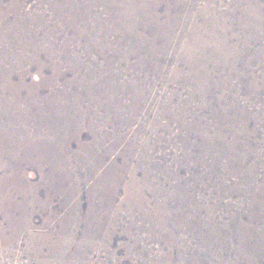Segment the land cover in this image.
Wrapping results in <instances>:
<instances>
[{
  "label": "rangeland",
  "instance_id": "374dc122",
  "mask_svg": "<svg viewBox=\"0 0 264 264\" xmlns=\"http://www.w3.org/2000/svg\"><path fill=\"white\" fill-rule=\"evenodd\" d=\"M61 1L26 0L25 7L20 9L23 12L17 15L33 16V25L31 21L21 23L28 34L31 31L35 33L36 45L27 62L45 61L48 64L56 61L57 73H53V68L47 65L46 76H56L59 91L66 89L74 96H71L73 103L83 99L82 109L89 111L96 121L95 129L89 125L80 128L81 141L73 140L71 143L74 151L79 150L81 142L89 143L91 153L88 161L78 160L73 164L67 197L55 195L47 208H35L29 225L19 222L22 225L10 226L0 215V227L6 236V240L0 237V264H264V31L260 42L256 38L249 40L246 30H235L238 37L242 36L240 45L237 44L240 52L233 49L228 62H235L241 71L248 66V73L255 75L259 87L258 91H250L251 77L242 81L232 79V86H240L239 102L235 103V108L242 118L236 125L224 121V126L217 128L214 126L218 118L212 113L220 106L206 108L204 99L195 94L194 85L172 71L160 76L152 65V61H161L162 65H168V70L175 71L176 67L183 68L180 62L189 61L172 54L167 49L169 47L163 48L159 43L150 50L134 52L128 43H119L118 35L113 32L115 22L103 7L96 6L98 0L88 1L94 6L91 12L82 9L81 2L66 0L69 12L72 10L74 28H80L84 23L95 25L104 37L103 45L116 47V51L102 49L90 43L89 39L79 38L76 30L70 29L67 22L60 19L56 5ZM1 2L4 6L9 4L8 0ZM233 2L184 0L192 6L194 13L201 12L203 17V7L217 4L225 12ZM254 2L264 16V0ZM8 13L10 20L6 26H11L17 15L12 11ZM207 16L211 18L212 14ZM99 23L105 27V32L101 31V26L98 27ZM140 31L150 36L152 29ZM177 32L183 33V30L178 28ZM94 40L97 42L98 37ZM118 43L127 53L125 59L120 57L123 51L117 49ZM12 60L8 62H19ZM113 61H116L115 64ZM118 69L125 76L120 78ZM226 71L231 72L229 68ZM217 74L211 75L212 81L217 80ZM36 77L37 73L33 72L28 83L37 82ZM82 78L84 86L80 83ZM106 78L118 88V94L96 96L87 92L86 88H91L92 82ZM70 80L74 84L69 85ZM136 80L139 81L137 85ZM121 86L128 88L121 91ZM229 94L226 89L221 91L216 88L212 95L203 96L223 99V106L227 107L226 104L233 98ZM43 95H47V91L43 90ZM242 122L247 125L249 139L246 140L243 130L237 127ZM232 126L234 129L230 130ZM219 136L225 137L224 144ZM238 138L241 140L237 141ZM219 149L222 150L216 153ZM232 152L240 153L234 155ZM224 153L227 156L219 155ZM232 158H236L234 162H230ZM25 174L28 182H40L37 168L26 167ZM49 189L41 188L42 200H46Z\"/></svg>",
  "mask_w": 264,
  "mask_h": 264
},
{
  "label": "bare ground",
  "instance_id": "6f19581e",
  "mask_svg": "<svg viewBox=\"0 0 264 264\" xmlns=\"http://www.w3.org/2000/svg\"><path fill=\"white\" fill-rule=\"evenodd\" d=\"M75 1L81 2L83 4V5L81 4L82 9H85L86 12H91L92 8L94 7V6H91L90 2H88L89 0H75ZM254 1L255 0H234L233 4L230 5L229 8L226 9L227 11H225V12H222L217 7V4L208 5L205 8L203 7V9H202L203 10L202 14L206 18L200 14L201 12L200 13H198V12L194 13L192 6L188 3H184V0H98V2L95 4H96V6L103 7L104 10H106L108 13H110V17L115 22V24H114L115 26L113 27V32L115 33V35L116 34L118 35L117 40L120 41L119 43H121V42H123V44H124V42L128 43L130 45V49H133L134 52H137V53H139L143 50L152 48L159 43V45L162 46L163 48L169 47L167 49H169L172 54H176V55H178L179 58L183 57L184 60L189 61V62H180L179 61L183 65V68L176 67L175 71L171 70V69L168 70V65H166V66L162 65L163 63L161 61L160 62H155V61L153 62L152 61V65H154L153 67L155 69H157L156 74H158L160 76L167 74V72H169V71H172L173 73L175 72V74L178 77H182L187 82L194 85L196 87V93L195 94L199 95L201 97V99L202 98L204 99V101L206 102V103L204 102L205 103L204 106L206 108H209L208 106H210V105L211 106L216 105L218 107L220 106L219 107L220 109L215 108L214 111L212 109H210V110H212L213 111L212 114L218 118L217 122L214 120L216 122L214 127L221 128L222 126H224L225 122L230 123V125H234V124L236 125L237 124L236 122L239 120V118H242L238 114V112L236 111L237 108H235V103L237 101L239 102L238 95L240 94L239 93L240 86H232L231 85L232 82H230V81L232 79L242 81L245 78L251 77L250 80L248 79L250 82V86H249L250 91L251 92L258 91L259 86L257 87V85H256L258 79L255 77L254 74L248 73V66L246 69L241 71L237 68V65L235 64V62L232 64H231V62H228L229 56H231L230 53L232 52L233 49H235L238 53L240 52V48H237V44L240 45L239 43H241V42H239V41H240V39H242V36L239 35L240 37H238V34L235 33V30L236 31L238 29H240L241 31L246 30L249 34L248 35L249 40L250 39L254 40V38H256L255 40H257V41L259 40L261 42L260 35H262V33L264 31V16L262 15L263 13L261 12V10L258 8L259 6L257 7L254 4L255 3ZM8 2H9V4L7 6H4L0 0V215L4 218V220L8 224H10V226H11V224L15 226L17 224H21L19 222H22L25 225H27V224L29 225L31 218H32V213L34 214V212H35L33 210L37 207L47 208L49 206V204L51 203L53 196L61 195L63 197H67V195L69 194V190H70L71 173H72L73 164L78 160L88 161V155H90V153H91V151H90L91 145L89 143H82L81 142L80 145H78L80 147L78 151H74L72 149L71 143L73 140L79 141L81 139L80 134H79L80 128H83V127L85 128L86 125H89L92 129H95L96 125H94V124L96 121L94 122V120L91 118L89 111H84L82 109V100L83 99L79 98L80 100L78 101V103H73L72 99H71L72 95H70V93L68 91H66V89H64L63 92L59 91V89L57 87L58 80L55 78L56 76L55 77L53 75H52L53 77L46 76L45 71H46L47 65L53 68V71H54L53 73H55V74L57 73L56 71L58 68L55 66L56 61L49 62L48 64H45L44 63L45 61L44 62H27L30 58L29 55L31 56V54L34 51L35 45H36L34 42L35 33H33L32 31L31 32L29 31L30 33L28 34L27 30H26L27 28H25V26H22L21 23H23V21H31L30 24H32L33 16L32 15H26L23 17L19 16V15H21L20 9H21V7L22 8L25 7L26 0H21L19 3L13 2V0H8ZM49 2H50V0H49ZM61 2H62L61 4L56 5L58 15H59L61 20H64L67 22L66 24L70 26V29H71V27L74 28L72 25L74 19L72 18L71 14H70V12L72 10L69 12L68 2L66 0L64 2L62 0ZM73 2H74V0H73ZM221 3H223V2L221 1ZM163 6H165L164 9H163ZM8 11H12V13L14 12L16 15L19 13V15H17V18L15 19L14 23L11 26H6V24L10 20V15H9ZM208 13L212 14L211 18H208V16H207ZM99 26H101L100 23H99L98 27ZM32 28H33V26H32ZM104 28L105 27L101 26L102 32H105ZM178 28H181L183 30V33L177 32ZM141 29L144 31H146L148 29H152L150 36H147V34L145 32H141L140 31ZM38 30H40V28ZM74 30H76L79 38H82L83 40L89 39L88 41L90 43H95L98 47H100L102 49L108 48L110 51H116V47H114V45H111V44L108 45L107 44L108 46H106V47L104 46L106 43L103 45L104 37H103L102 33L98 32V29L95 27V25L91 26V25L84 23L81 25L80 28L77 27V28H74ZM58 32H60V31H58ZM46 34H44V35H46ZM95 37H98L97 42L94 40ZM233 40H237L238 42L236 41L237 43H232ZM244 42H246V40ZM109 43H111V42H109ZM119 43H118V45H116V46H118L117 49L122 50L120 48ZM70 44H71V41H70ZM52 47H50V48H52ZM125 48H126V46H125ZM60 49L62 50V48H60ZM130 49L127 48L128 51H131ZM250 51H251V49H250ZM44 52H45V50H44ZM59 52H62V51H59ZM126 54L127 53L125 51L120 52V57L122 59H125V56H127ZM39 55H41V54H39ZM78 56H80V55H78ZM167 57L170 58L171 55H167ZM37 58H39V57L37 56ZM12 59H15L16 61H19V62H8L9 60H12ZM113 59H115V58H113ZM80 60H81V58H80ZM80 60H79V62H80ZM137 60H139V59H137ZM92 62H94V61H92ZM115 62L113 64H115ZM121 62H122V60H121ZM121 62H118V63L120 64ZM144 62H146V61H144ZM108 63H111V62H108ZM139 65H140V63H139ZM71 66L73 67V65H71ZM104 67H105V65H104ZM114 67H115V65H114ZM89 68H90V66H89ZM93 68H94V66H93ZM129 68L130 67H128V69ZM169 68H171V67L169 66ZM228 68L231 70L230 74L226 73L227 72L226 70ZM33 69H35L36 72ZM124 69H126V68H124ZM78 70H79V68H78ZM33 72L37 73L36 79H38V81L36 82L34 80L31 83L30 82L28 83V78L33 76ZM73 72H74V70H73ZM83 73L85 74V72H83ZM215 73H218L219 76H218L217 80L214 79L212 81L211 75H214ZM123 74L124 73H121L120 69H118V75L120 78L125 76ZM158 75H157V77H158ZM83 77H85V76H83ZM96 77H98V76H96ZM112 77H114V76H112ZM74 78L76 79V77H74ZM134 78H135V76H134ZM122 80H124V79H121V82L125 83L124 82L125 80L124 81H122ZM154 81H155V79H154ZM134 82H136V85L139 83L138 80H136ZM144 82H145V80H144ZM80 83L82 86H84V79L82 81L80 80ZM92 83L93 84H92L91 88L90 87L86 88L87 92L90 94L93 93L96 96L118 94V88L111 85L107 78H106V80L96 81V82H92ZM116 83L118 84L120 82H116ZM59 84L62 85L63 83H59ZM64 84H65V81H64ZM68 84L72 85V84H74V82H71V80H70V81H68ZM133 85H134V83H133ZM78 86H79V83H78ZM195 87H193V88H195ZM127 88L125 86H121L119 88V90L126 91ZM216 88H217V90L220 89L221 91L222 90L225 91V89H226L227 92H230L233 95L232 100L230 102L228 101L229 103L226 104L227 107L223 106V101H222L223 99H219V98L214 99L215 96H213V97L203 96L206 94L212 95L213 91L215 92ZM249 88H247V89H249ZM43 90L47 91V95H43ZM132 91H134V90L132 89ZM145 92H146V90H145ZM60 93H61V95H60ZM78 93H80V92H78ZM231 94H229V95H231ZM72 97H74V96H72ZM224 98H226V97H224ZM94 99L97 100L96 97ZM132 99H134V98H132ZM207 99L210 101H208ZM168 100H169V98H168ZM100 103H102V102H100ZM137 103H139V102H137ZM94 104H96V103H94ZM221 106L224 107L223 108L224 110L221 109ZM100 108H102V107H100ZM106 108H108V106ZM75 110L77 112L79 111L78 114L76 113ZM100 111H101V109H100ZM105 111H106V109H105ZM238 111H239V109H238ZM129 112H131V111H129ZM106 114H108V113H106ZM110 114H112V113H110ZM95 115H93V116H95ZM96 118H98V117H96ZM104 119L105 118H103V120ZM240 121H241V119H240ZM249 122H251V121H249ZM205 127H206V125H205ZM237 127L241 128L243 130L245 140L249 139L246 123L245 122L239 123V125ZM229 128H230V130L234 129L233 126L229 127ZM99 130H101V129H99ZM207 131H209V130H207ZM91 134H92V132H91ZM100 135H102V134H100ZM238 137H239V135H238ZM219 138L222 139V143L224 144L225 140H223V139H225V137L223 138V137L219 136ZM98 140L99 139H97V141ZM239 140H241V138L237 139V141H239ZM237 141H235V144ZM115 143H116V141H115ZM211 144H212V142H211ZM233 147H234V145H233ZM214 148H218V147H214ZM235 149H234V151H236ZM220 150H222V149H219L218 151L215 150V151L217 153V152H220ZM223 151H224V149H223ZM232 153L235 155V154H239L240 152L239 153L232 152ZM104 155H106V154H104ZM219 155L224 156L226 154L224 153V154H219ZM112 157H113V155H112ZM89 159H91V158H89ZM235 159L236 158L230 159V162H232V161L234 162ZM228 162H229V160H228ZM225 163H227V162H225ZM95 164H97V163H95ZM30 166L37 168L38 172L40 173L41 179H40V182L38 184H33V183H30L26 180L25 169H26V167H30ZM112 185H115V184H112ZM107 186H109V185H107ZM44 187L50 188L49 193L46 196V200H42L41 196H40V190H41V188H44ZM115 187H116V185H115ZM111 199H113V197H111ZM254 218H256V217H254ZM7 230H8V227H7ZM239 230H241V229H239ZM0 232H1V236H0L1 239L6 240L5 233H4V231H2L1 227H0ZM244 252H246V251H244ZM241 257H243V256H241ZM254 262H256V261H254Z\"/></svg>",
  "mask_w": 264,
  "mask_h": 264
}]
</instances>
